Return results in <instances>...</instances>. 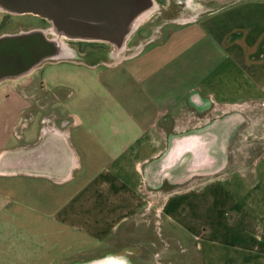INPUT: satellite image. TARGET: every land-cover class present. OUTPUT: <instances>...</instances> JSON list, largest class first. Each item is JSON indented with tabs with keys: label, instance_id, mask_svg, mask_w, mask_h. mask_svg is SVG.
Here are the masks:
<instances>
[{
	"label": "crops",
	"instance_id": "obj_1",
	"mask_svg": "<svg viewBox=\"0 0 264 264\" xmlns=\"http://www.w3.org/2000/svg\"><path fill=\"white\" fill-rule=\"evenodd\" d=\"M154 31L114 62L115 84L103 90L116 102L106 109L84 98L93 91L86 84L56 78L45 90L28 74L0 81V264H191V255L192 264H264V152L247 172L165 196L172 249L140 225L146 176L174 153V140H186L167 132L169 116L204 101H264V0H233ZM60 91L81 115L56 113L49 95ZM50 107L35 126L22 120ZM96 245L107 248L73 257Z\"/></svg>",
	"mask_w": 264,
	"mask_h": 264
},
{
	"label": "rangeland",
	"instance_id": "obj_2",
	"mask_svg": "<svg viewBox=\"0 0 264 264\" xmlns=\"http://www.w3.org/2000/svg\"><path fill=\"white\" fill-rule=\"evenodd\" d=\"M231 1L233 0H152V5L145 11V16L142 15L138 21L133 22L122 49L106 42L63 38L64 57L40 63L26 78H29L28 80L32 78V81L42 79L45 90L53 89L56 78L62 80L65 87L86 84L93 87V91L84 98L91 104L100 103L103 109H106V105L116 102L115 94L103 90V86L108 83L115 84L117 70L115 61L140 50L143 43L157 34L154 31L156 28L169 22L192 19ZM50 26L49 22L33 14H9L0 10V34L29 29L47 31ZM46 36L54 38L55 33L49 32ZM109 75L113 76L107 81L106 77ZM32 81L30 83H34ZM56 95L57 98L52 93L49 96L54 98L53 104L56 105L57 114L81 115L77 108L71 106L73 98H63L61 91ZM52 110L50 107L35 113L36 109H33L35 114L26 111L21 117L27 122L33 117L31 125L35 126L40 117L52 115L50 112ZM112 112L114 113L113 109L110 110V113ZM169 117L172 124L166 126L167 132L174 136H185L186 140L183 143L174 140L171 148L174 153L159 158L156 171L146 176L141 189L145 205L141 212L140 225L143 224L151 234L154 233L153 230L155 231L157 246L167 245L172 249V245L176 243L168 238L169 228L163 223L160 211L165 196L209 178L227 176L234 171H249L255 159L264 152V101L253 105L237 104L230 107L204 101L199 104H188ZM176 143L181 145L178 146ZM47 240L45 238V241ZM121 245L129 247L130 244L125 242ZM88 247L90 246L78 247L82 250H78L73 257L77 260L89 259L107 248L106 245ZM125 255L132 259L130 253L126 252Z\"/></svg>",
	"mask_w": 264,
	"mask_h": 264
},
{
	"label": "water",
	"instance_id": "obj_3",
	"mask_svg": "<svg viewBox=\"0 0 264 264\" xmlns=\"http://www.w3.org/2000/svg\"><path fill=\"white\" fill-rule=\"evenodd\" d=\"M152 0H0L9 14H33L50 23L54 38L42 29L0 35V81L31 72L63 54V38L99 41L119 47L132 23ZM59 57V58H60Z\"/></svg>",
	"mask_w": 264,
	"mask_h": 264
},
{
	"label": "bare ground",
	"instance_id": "obj_4",
	"mask_svg": "<svg viewBox=\"0 0 264 264\" xmlns=\"http://www.w3.org/2000/svg\"><path fill=\"white\" fill-rule=\"evenodd\" d=\"M145 14H146V12H144V13H142L140 16H138V18L136 19V21H138V19L142 16V15H144L145 16ZM136 21H134V22H136ZM133 26V23H132V25H131V27ZM51 33L52 31L51 30H47L46 31V34L47 33ZM61 45H62V48L64 47V44H63V42L61 41ZM116 48H120V49H122V47H123V43L119 46V47H117V46H115ZM60 57V56H59ZM58 57V58H59ZM62 57H64L63 56V54H62V56L60 57V58H62ZM96 264H124L122 261H119V260H114V259H110V258H108V259H105V260H103V261H99L98 263H96Z\"/></svg>",
	"mask_w": 264,
	"mask_h": 264
},
{
	"label": "flooded vegetation",
	"instance_id": "obj_5",
	"mask_svg": "<svg viewBox=\"0 0 264 264\" xmlns=\"http://www.w3.org/2000/svg\"><path fill=\"white\" fill-rule=\"evenodd\" d=\"M1 35V34H0Z\"/></svg>",
	"mask_w": 264,
	"mask_h": 264
}]
</instances>
